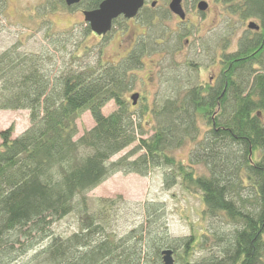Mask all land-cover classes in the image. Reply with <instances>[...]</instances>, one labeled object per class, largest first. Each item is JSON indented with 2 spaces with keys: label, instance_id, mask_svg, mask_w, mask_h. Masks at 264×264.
Listing matches in <instances>:
<instances>
[{
  "label": "trees",
  "instance_id": "1",
  "mask_svg": "<svg viewBox=\"0 0 264 264\" xmlns=\"http://www.w3.org/2000/svg\"><path fill=\"white\" fill-rule=\"evenodd\" d=\"M40 1L37 15L77 8ZM247 5L261 33L228 55L219 83L152 104L128 100L144 54L155 49L143 41L117 60L104 59L102 48L84 60L91 46L82 39L62 64L49 48L22 51L21 42L0 53V109H27L30 118L17 136L14 125L0 131V264H164L169 247L175 264H264V0ZM85 31L84 39L89 24ZM57 42L65 52L67 40ZM111 101L116 109L105 113ZM86 111L95 123L79 136ZM189 143L184 161L176 152ZM157 167L166 169L165 188L199 195L201 228L172 236L166 202L146 200L141 220L119 234L117 201L93 205L88 192L118 172L147 176ZM70 214L79 229L56 233L54 223Z\"/></svg>",
  "mask_w": 264,
  "mask_h": 264
},
{
  "label": "rangeland",
  "instance_id": "2",
  "mask_svg": "<svg viewBox=\"0 0 264 264\" xmlns=\"http://www.w3.org/2000/svg\"><path fill=\"white\" fill-rule=\"evenodd\" d=\"M2 1L0 0V7L4 5V8L3 11H0V53L11 45L21 42L20 49L22 51H40L41 49L49 48L55 54L58 63L62 64L64 59L70 60L68 51L73 49V46L82 39L84 41L83 45L88 44L91 46L89 52L83 53L81 50L84 60L95 61L99 48H102L104 59L117 60L122 53V50L118 47L119 43L125 42L126 40L124 41V39L132 34V30H127L124 24L121 23L122 20H119V22L117 21L118 23L115 22L107 38L99 40L97 36L90 33V36L84 39L85 35L83 34L88 24L79 7L75 10L65 8L50 9L44 16L39 10L40 14L37 15L36 13V6L40 5V0H4L5 4ZM188 4H191L190 1ZM44 11L46 10L42 9L43 13ZM161 25L162 23L159 22L155 27L151 26L148 30L144 28H139L138 30L136 27L137 32H143L138 37L139 40L141 39L140 41H143V43L140 42L141 45L147 49L155 48V53L149 50L148 54L143 56V66L136 71L137 78L131 93L138 91L141 94L137 101L139 106L144 101L152 104L155 97L169 95V92L177 90L184 92L189 88L188 86L195 84L198 79L200 80L201 77H204V74L200 75V77L195 70L193 72L188 69L187 71L185 70L183 64L186 58L184 53L177 52L176 57L173 56L174 53L172 51L178 45V38L173 39L172 29L168 34L163 33ZM242 32L240 30L239 33ZM160 37L165 39L164 43L159 45L156 40ZM61 39L67 40L68 48L65 52L57 49V46H59L57 41ZM195 41L198 53L195 59L203 61L205 60V53L199 44L202 41L199 37ZM206 50L212 56L214 55L215 45L213 44V38L208 37ZM189 80H191V85ZM131 93L129 92L128 94L130 103ZM114 109H116V104L113 101L103 108L105 113H110ZM148 118L152 119L151 114L148 115ZM94 123L91 113L86 111L78 121L79 136L83 134L85 129L91 128ZM29 124V110L0 109V131L14 125V136H17ZM193 146L194 143H189L178 149L176 152L178 157L188 161L189 153ZM124 152L114 158H118ZM164 170L166 169L163 167L154 168L147 176L137 173L118 172L88 192V197L93 205L95 200L100 197L117 201L115 208L118 212L115 220L112 221V227L119 234H123L128 228L141 220L142 203L146 200H163L168 207V222L171 235L175 237L189 236L194 229H199L202 226L201 199L198 194H191L185 191L180 184L170 189L165 188L163 183ZM53 228L56 233L68 235L79 229V221L76 215L70 214L56 221ZM206 254V252L200 251L201 256Z\"/></svg>",
  "mask_w": 264,
  "mask_h": 264
},
{
  "label": "flooded vegetation",
  "instance_id": "3",
  "mask_svg": "<svg viewBox=\"0 0 264 264\" xmlns=\"http://www.w3.org/2000/svg\"><path fill=\"white\" fill-rule=\"evenodd\" d=\"M103 1L104 0H100L96 7L91 8H86L82 5L84 0L71 6L79 7L84 15V12L87 10L98 9ZM172 1L173 0H143L142 6L135 15L127 16L123 13L113 20V26L115 22L122 20L121 23L124 24V27L127 28V30H132V34L128 35L129 39H124L126 43H119L118 47L122 50L119 58L127 57L138 46L141 40H139L138 37L143 32H137L136 27L138 30L139 28L148 30L151 26L155 27L161 22L162 25L160 27L163 33L168 34L172 29L173 34H175H172L173 39L178 38V45L172 51V53H174L173 56L176 57L175 55H177V52L184 53L186 58L183 64L185 70L187 71L188 69L190 72L195 70L199 76L204 74V77L200 76V80L198 79L193 85H191V80H189L191 86L188 87L198 85L203 88H213L219 83L225 62L227 58H229L228 55L236 53L240 49L241 42L244 39L252 38L254 32L261 33L262 27L260 17L255 16L254 13L249 10L247 0H181V6L185 13V17L182 18L172 10ZM189 1L191 3L190 5L188 4ZM200 2L206 3L204 9L199 7ZM170 20H172V23ZM251 22H255L258 27H250ZM113 26L104 34H97L92 30L91 26L90 28L92 34L101 40L109 36ZM240 30L243 32L239 33ZM198 37L202 41L199 44L202 46L203 52L205 53V60L203 61L195 59L198 55L195 39ZM208 37L213 38V44L215 45L213 56L206 50ZM164 39V37H160L156 40V43L159 45L163 44ZM153 51L155 53L154 49L151 50L152 53ZM145 54H148V51H146ZM207 72L208 74H206ZM134 92L135 91L131 94Z\"/></svg>",
  "mask_w": 264,
  "mask_h": 264
},
{
  "label": "water",
  "instance_id": "4",
  "mask_svg": "<svg viewBox=\"0 0 264 264\" xmlns=\"http://www.w3.org/2000/svg\"><path fill=\"white\" fill-rule=\"evenodd\" d=\"M81 0H65L66 4L71 6L79 3ZM143 0H104L98 9L87 10L84 12V19L90 24L92 30L97 34H104L113 26V20L121 14L133 16L142 6ZM199 7L204 9L206 3L200 2ZM171 8L174 12L184 18L185 13L181 6V0H173ZM250 27L257 28L255 22L250 23ZM140 97L139 92H134L131 95L133 104H136ZM162 259L164 264H175L174 250L172 248H165L162 250Z\"/></svg>",
  "mask_w": 264,
  "mask_h": 264
}]
</instances>
